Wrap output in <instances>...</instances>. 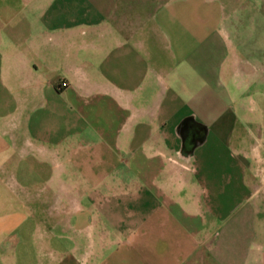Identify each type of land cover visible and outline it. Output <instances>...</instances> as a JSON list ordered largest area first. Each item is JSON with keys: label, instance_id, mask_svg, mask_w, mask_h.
<instances>
[{"label": "crops", "instance_id": "obj_1", "mask_svg": "<svg viewBox=\"0 0 264 264\" xmlns=\"http://www.w3.org/2000/svg\"><path fill=\"white\" fill-rule=\"evenodd\" d=\"M258 1L0 0V264H264Z\"/></svg>", "mask_w": 264, "mask_h": 264}, {"label": "rangeland", "instance_id": "obj_2", "mask_svg": "<svg viewBox=\"0 0 264 264\" xmlns=\"http://www.w3.org/2000/svg\"><path fill=\"white\" fill-rule=\"evenodd\" d=\"M261 1L262 0H259L258 2H255L253 6L249 7L250 9L249 11L252 12L251 15L254 16L253 28L251 24H249V28L247 29V23H243V24L240 23V27H241L240 32H241L242 38L239 39L238 43L240 44L241 48L242 47L246 48L247 45L250 46V43L252 46L255 47L256 50H259L262 46H264L263 39L261 38V34H260L261 27H262V21H261L262 19L260 20V18L262 17L261 12L264 10V5ZM238 10H239L238 16L240 18V21L242 20L243 22L245 19V16L247 15L246 8L240 7ZM251 30L252 32H254V38L249 40V42L247 43L246 35L247 33H250ZM260 57L263 58V56L256 55V59Z\"/></svg>", "mask_w": 264, "mask_h": 264}, {"label": "built area", "instance_id": "obj_3", "mask_svg": "<svg viewBox=\"0 0 264 264\" xmlns=\"http://www.w3.org/2000/svg\"><path fill=\"white\" fill-rule=\"evenodd\" d=\"M63 86H66L67 85V83L66 82H63V84H62Z\"/></svg>", "mask_w": 264, "mask_h": 264}]
</instances>
